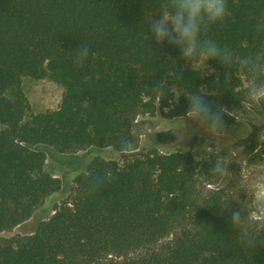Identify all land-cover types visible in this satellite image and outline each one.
<instances>
[{
	"label": "trees",
	"instance_id": "trees-1",
	"mask_svg": "<svg viewBox=\"0 0 264 264\" xmlns=\"http://www.w3.org/2000/svg\"><path fill=\"white\" fill-rule=\"evenodd\" d=\"M168 3L0 0V233L68 186L45 171L39 145L72 156L91 147L134 151L138 118L156 109L164 119L183 115L186 95L198 89L227 112H243L246 75L235 63L192 69L178 48L157 46L150 24ZM226 3L230 15L201 38L237 58L264 55V34L255 31L264 0ZM82 45L90 54L77 67ZM175 71L180 78L172 80ZM25 77L61 86L58 108L31 114ZM164 78L182 93L175 100L154 87ZM170 135L156 134L155 146L121 161L93 157L31 234L0 238V264H264V221L250 218V202L231 178L207 189L210 164L194 148L169 147ZM97 176L104 178L98 190Z\"/></svg>",
	"mask_w": 264,
	"mask_h": 264
},
{
	"label": "rangeland",
	"instance_id": "rangeland-1",
	"mask_svg": "<svg viewBox=\"0 0 264 264\" xmlns=\"http://www.w3.org/2000/svg\"><path fill=\"white\" fill-rule=\"evenodd\" d=\"M22 89L30 105V113L36 114L44 111L56 110L60 104L63 88L48 80H34L28 77L22 79ZM156 109L152 114H146L137 119L136 133L139 135L140 145L131 152L120 154L109 149L88 148L76 154H58L52 149L44 146H37L38 150L44 152L46 160L44 169L57 178H63L67 188L59 194L48 198L44 206L38 209L28 221L15 227L11 231L1 232L0 238H10L15 235H29L37 225V220H44L43 217L51 216L50 207L52 202L63 198L65 193L69 194L71 179L81 173L84 167L93 157H105L121 161L126 155H138L146 149L156 145L154 136L161 132H170L167 145L169 147L194 148L199 157L210 164L206 173L207 189L224 183L230 179L238 186L240 193L245 196L248 202L249 216L253 220L264 221V104L256 106L253 110H247V98L244 101V110L240 114H234L239 124L233 117L230 125H225V132L220 133L219 139L202 132L186 136L180 139L179 133L170 129L164 120L158 119ZM164 119V118H163ZM171 120V119H168ZM217 155L224 156L229 160L227 171L229 176L220 177L212 175L211 168ZM45 215V216H44ZM40 218V219H38Z\"/></svg>",
	"mask_w": 264,
	"mask_h": 264
},
{
	"label": "clouds",
	"instance_id": "clouds-1",
	"mask_svg": "<svg viewBox=\"0 0 264 264\" xmlns=\"http://www.w3.org/2000/svg\"><path fill=\"white\" fill-rule=\"evenodd\" d=\"M226 0H169L168 5L161 15L152 20L150 24L151 36L154 37L157 46L165 42L180 50L182 59L192 69L203 67L208 61H219L224 66H231L233 63L246 75V87L243 92L247 96V110L251 111L256 106L264 104V55H248L237 58L233 52L226 47H221L215 40L201 38V33L206 32L211 25L222 22L229 16ZM264 25V18H258L255 24L257 34H264L261 26ZM90 54L87 45H82L73 57L75 66L84 64ZM197 61L199 62L197 64ZM172 80L179 79L177 72L167 74ZM227 78V74H226ZM161 97L165 89L173 94V99L178 98L182 93L169 88L166 78L154 86ZM208 94L202 93L199 89L187 96L188 107L183 115L173 117L171 120L163 119L157 113L158 119H162L168 127L179 133L180 139L191 137L198 132L219 139L220 133L225 132V121L223 115H232L227 110L214 102L206 99ZM240 124L241 121L232 115ZM199 160V159H198ZM227 160L224 156L217 155L211 168L212 175L220 177L229 176L227 171ZM104 178L97 176L95 183L97 190L103 184ZM233 227L241 222L240 211H233L230 217Z\"/></svg>",
	"mask_w": 264,
	"mask_h": 264
}]
</instances>
